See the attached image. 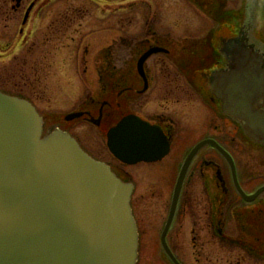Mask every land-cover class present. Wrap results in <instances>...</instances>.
Instances as JSON below:
<instances>
[{
  "label": "flooded vegetation",
  "instance_id": "flooded-vegetation-1",
  "mask_svg": "<svg viewBox=\"0 0 264 264\" xmlns=\"http://www.w3.org/2000/svg\"><path fill=\"white\" fill-rule=\"evenodd\" d=\"M91 4L83 0H0V80L10 74L24 80L23 74L28 76V72L33 77L38 66L29 58L34 56L35 47H51L57 34L82 32L87 40L91 36L90 41L93 35L102 37L97 46L85 40L74 44L75 52H70L71 59L76 57L74 66L68 64L74 74L67 81L68 90H73L70 112L58 118L39 113L44 133L58 129L69 134L91 158L107 164L122 181L126 179L123 182L132 183L135 173L126 174L123 169L135 165H124L108 152L106 135L123 119L135 117L160 129L169 147L162 159L140 164L162 165L163 180H168L178 164L171 199L187 156L208 141L230 153L238 185L246 195L264 186V146L251 142L240 130L232 150V121L223 115L210 87L211 74L229 67L220 53L223 41L240 33L264 64V0H94ZM74 12L80 18L73 17ZM102 13L107 16H100ZM49 15L53 20H47ZM88 18L94 21L83 28ZM78 21L82 29L73 27ZM149 52L153 54L141 62ZM259 104L264 111V102ZM67 115L77 116L68 120ZM80 122L96 130L86 132L94 143L88 144L80 134H74ZM102 138L104 148L99 150L95 146ZM108 156L116 166L106 162ZM167 159L172 163L168 169L164 166ZM193 172L206 197L212 234L227 242L223 232L230 218L242 229L250 226L254 231L251 242L256 246L243 250L254 264H262L264 193L245 202L236 191L230 166L209 145L199 151L186 171L167 241L186 186L192 190L193 180H188ZM257 180L262 182L255 186ZM245 184L252 186L251 190ZM168 217L169 209L163 228ZM178 262L184 264L179 258Z\"/></svg>",
  "mask_w": 264,
  "mask_h": 264
},
{
  "label": "water",
  "instance_id": "water-1",
  "mask_svg": "<svg viewBox=\"0 0 264 264\" xmlns=\"http://www.w3.org/2000/svg\"><path fill=\"white\" fill-rule=\"evenodd\" d=\"M220 53L229 67L211 74L212 94L225 116L251 141L264 145L259 104L264 102L263 59L241 33L223 41ZM43 129L42 118L28 102L0 93V264H137L133 186L91 159L68 134L51 129L43 137ZM210 144L232 163L223 149ZM107 147L127 165L154 162L169 152L161 130L135 117L108 132ZM201 147L184 165L161 239L172 264L178 262L165 236L185 171Z\"/></svg>",
  "mask_w": 264,
  "mask_h": 264
},
{
  "label": "rangeland",
  "instance_id": "rangeland-1",
  "mask_svg": "<svg viewBox=\"0 0 264 264\" xmlns=\"http://www.w3.org/2000/svg\"><path fill=\"white\" fill-rule=\"evenodd\" d=\"M83 1L87 4H94V0ZM99 7L101 8V6ZM77 14L74 12L73 17L80 18ZM100 16L107 15L106 13H102ZM52 17L53 15H49L47 20H53ZM87 21L88 24L84 22L83 28L89 27V23L94 20L88 18ZM79 23L78 21L73 27H81L82 29ZM202 24L203 21L200 20L199 27H202ZM95 36L99 35H93L90 41L91 36H88L89 39L87 40L85 33L80 32L76 34L68 32L66 35L57 34L54 44L49 48L42 49L38 44L35 47L34 56L29 58V60L35 61L38 66L37 72L34 73L33 77L31 72H28V76L23 74L24 80L16 78L15 74L4 76L0 80V91L5 95H12L30 101L35 105L37 111L47 118L65 116L70 112L73 100V96H71L73 90H68L69 85L67 81L74 74L70 68L68 69V64L70 62L74 66L76 57L74 60L71 59L73 57H70V52H75L74 47L81 40L90 41L92 45L97 46V44H100L99 38L102 37L96 38ZM23 59L28 60L26 57ZM19 84H21V87ZM76 126L78 130L74 134H80L81 139L87 141L88 144L94 143L86 135V132L90 134L96 133L93 127L85 122H80ZM230 132L231 148L234 150V139L240 138L241 132L232 123L230 124ZM100 142L96 143L95 147L103 150L104 147L102 146L105 139H100ZM208 152L214 156L216 155L215 152ZM106 162L112 166H116L117 164L109 156ZM171 165L172 163L167 159L164 166H167L166 168L168 169ZM177 166L176 162L168 180L161 178V171L165 170L162 169L163 166L160 164L150 166L139 164L123 169L126 174L127 172H134L136 175L132 179L135 189L132 195L131 208L139 235L137 264H170L161 250L160 234L170 206L171 186ZM191 176L188 183L193 180L192 190H190L189 185L186 186L177 217L167 241L176 259H181L184 264H254V261H250L249 255L243 250V247L248 246L253 249L256 246L255 242H251L253 241L251 234L254 232L252 228L247 226L242 229L236 224L234 225L231 218L230 221L227 219L229 223L224 228L223 236L228 243H222L210 230L207 217L208 204L201 190L200 179L196 172H193ZM245 177L246 181H248V173ZM124 180L126 179L124 178ZM260 182L257 180L254 185L257 186ZM246 187L251 190L252 186L246 185ZM231 202L234 204L232 200ZM262 247V264H264V244Z\"/></svg>",
  "mask_w": 264,
  "mask_h": 264
}]
</instances>
